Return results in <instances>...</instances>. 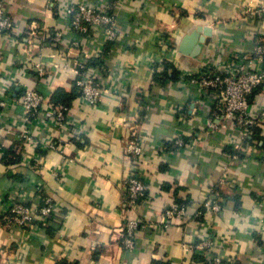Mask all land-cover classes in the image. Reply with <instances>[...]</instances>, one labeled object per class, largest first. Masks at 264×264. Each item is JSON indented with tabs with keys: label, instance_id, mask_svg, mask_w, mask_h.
Here are the masks:
<instances>
[{
	"label": "crops",
	"instance_id": "crops-1",
	"mask_svg": "<svg viewBox=\"0 0 264 264\" xmlns=\"http://www.w3.org/2000/svg\"><path fill=\"white\" fill-rule=\"evenodd\" d=\"M81 1L111 3L116 40L91 30L79 47L48 45L46 31L67 32L64 8ZM0 2L18 27L0 33V264H264V82L249 97L256 125L244 133L230 122L210 128L216 107L187 80L207 64L224 69L235 56L252 57L264 21L245 12L264 0ZM204 29L210 35L196 50ZM78 61L111 91L98 105L80 96L55 105L68 107L61 126L27 123L24 91L54 105L57 90L74 91ZM251 68L264 74V60ZM132 139L143 151L136 162L125 155ZM130 174L148 185L133 209L123 207ZM45 196L54 207L47 223L4 225L8 201L35 207ZM173 204L186 215L163 223ZM127 218L142 223L129 252L121 247ZM206 234L211 250L201 252L195 245Z\"/></svg>",
	"mask_w": 264,
	"mask_h": 264
},
{
	"label": "built area",
	"instance_id": "built-area-1",
	"mask_svg": "<svg viewBox=\"0 0 264 264\" xmlns=\"http://www.w3.org/2000/svg\"><path fill=\"white\" fill-rule=\"evenodd\" d=\"M65 23L67 32L46 31L45 39L56 47L66 48L68 45L73 47L81 46L83 35L89 37L91 30L101 32L106 42L115 41L117 38V28L115 15L112 12L110 2L103 6H96L89 2L81 1L76 4L67 5L64 8ZM247 15L264 21V6L253 10H246ZM18 27L14 24L11 17L5 11L0 2V33H17ZM66 34L67 40L64 39ZM164 43V44H163ZM162 43L164 51L162 56L165 58L167 44ZM47 45V46H48ZM254 61L264 60V43L259 42L254 47L252 57L247 55L235 56L224 69H218L214 65L207 64L196 78L191 77L190 83H198L202 91L210 97L212 105L216 108L213 111V117L209 122L210 128H216L218 125L225 126V122L236 125L242 132L247 133L248 129L256 125V121L249 115L250 102L249 97L253 91L264 82V74L251 68ZM77 72L75 85L81 95L80 100L91 105H98L104 95L111 91V87L105 84L98 72L89 73L86 65L82 61L74 63ZM102 69V68H100ZM20 103L24 111L23 119L27 123L39 122L44 124L48 120H54L57 125H63L65 114L68 111L66 105L54 106L45 102L44 97L36 90H25L20 97ZM220 123V124H219ZM182 139H175L174 145L183 147ZM57 145L49 143L45 149H56ZM143 154L141 142L132 139L125 147V155L131 162L138 161ZM125 198L123 207L135 208L140 201L144 200L148 185L141 177L136 174L128 175L124 180ZM41 204L35 207H29L23 202L12 199L8 201L2 213L4 225L7 227H29L34 220L47 223L54 217V207L50 197L45 196L41 199ZM213 212H219L221 205L216 202L207 204ZM187 207L171 205L163 212L162 222L174 218H183L186 215ZM142 223L133 218H127L124 221L121 247L124 251H132L135 247L137 233ZM206 237V238H205ZM203 240L195 245V248L201 252L211 250V240L206 234ZM217 258H213L209 264H219ZM59 264V263H58Z\"/></svg>",
	"mask_w": 264,
	"mask_h": 264
},
{
	"label": "trees",
	"instance_id": "trees-1",
	"mask_svg": "<svg viewBox=\"0 0 264 264\" xmlns=\"http://www.w3.org/2000/svg\"><path fill=\"white\" fill-rule=\"evenodd\" d=\"M74 91L72 93H65L63 90H57L55 92V94L53 95V98H52V103L55 105H58V104H69L73 99H75L77 96H80L81 93L79 91V89L76 87V85H74ZM13 149H15L14 147L13 148H9L8 149V155H10L11 159H9L8 162H16L17 161V155L18 153H16V151H14ZM18 151H19V148H18ZM40 224L41 225H44L41 221H40Z\"/></svg>",
	"mask_w": 264,
	"mask_h": 264
},
{
	"label": "water",
	"instance_id": "water-1",
	"mask_svg": "<svg viewBox=\"0 0 264 264\" xmlns=\"http://www.w3.org/2000/svg\"><path fill=\"white\" fill-rule=\"evenodd\" d=\"M209 35H210V30L209 29H204L203 36L199 39V42L196 45V50H199V48L201 47L202 43L205 40V37L209 36Z\"/></svg>",
	"mask_w": 264,
	"mask_h": 264
}]
</instances>
